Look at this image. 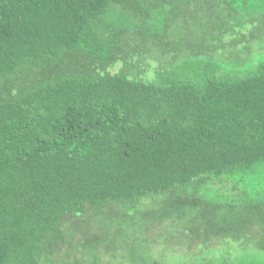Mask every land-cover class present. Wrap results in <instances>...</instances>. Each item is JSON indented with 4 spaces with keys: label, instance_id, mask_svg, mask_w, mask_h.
Returning a JSON list of instances; mask_svg holds the SVG:
<instances>
[{
    "label": "trees",
    "instance_id": "obj_1",
    "mask_svg": "<svg viewBox=\"0 0 264 264\" xmlns=\"http://www.w3.org/2000/svg\"><path fill=\"white\" fill-rule=\"evenodd\" d=\"M219 3L0 0V264H105L100 246L109 264H168L151 221L186 237L174 264H264V61L232 62L217 36L254 29L246 3L264 0ZM191 4L207 22L185 23L210 35L172 47ZM90 212L112 234L57 262L67 220Z\"/></svg>",
    "mask_w": 264,
    "mask_h": 264
},
{
    "label": "rangeland",
    "instance_id": "obj_2",
    "mask_svg": "<svg viewBox=\"0 0 264 264\" xmlns=\"http://www.w3.org/2000/svg\"><path fill=\"white\" fill-rule=\"evenodd\" d=\"M239 1H240V4L243 2V0H229L232 7L237 9L238 12H239ZM219 2L220 0H212V4L214 8L213 9L214 16H222V8L221 9L219 8V5H220ZM246 6H247L246 9L248 11V15H254L258 18V20H255L254 22L255 28L250 30L249 32H246L248 30L246 26H244L243 28H241L240 26H236L234 29L236 30V33L238 34L233 36V34H229L228 32L224 33L223 28L226 26L225 25L219 28V30H217V36L221 43L232 42V40L234 39L236 40L237 44L234 46L233 49L236 51H240L241 54L237 55V52L235 51V53H233L234 57L230 58L232 62L239 63L240 60H253V61L261 62V61H264V8L260 7L259 9H255L252 7V5H249L248 3H246ZM187 9H191L192 12L190 13L189 11H187V13H185L184 16H181L178 19H177V16L179 15V13L177 12V15L173 18V21L177 23L176 28L174 29L171 28L168 32V39H170L172 47L175 45V42H177L178 44L188 42V41L195 42L196 40H199L200 37H202L201 34H204V35L208 34V33H204L202 29H195L196 27H194V24L188 27V25L185 23V21H189L188 19L190 17L192 18V23L195 21L196 18L201 17L200 19L201 23L205 24V22H207V19L202 17V10L194 9L192 4L190 6L183 8L182 10L186 11ZM235 20H237L238 22L241 21V19L238 17L237 18L235 17ZM244 28H247V30ZM208 35H210V33ZM210 42H211V39H210ZM170 53L172 54V51ZM157 59H162V58L161 56L155 53V55H152V56L150 55L149 58L147 55L145 58V61L147 63L151 62L152 68H156L159 65L163 67L166 64L165 61L158 62L159 60ZM121 68L122 66L118 65L113 70L117 71V70H120ZM254 181L256 182V180ZM248 182H250V180H248ZM262 182H264V175L262 177ZM240 186H241V189L250 187L246 185V183L244 182L240 183ZM251 188H254L256 190V185ZM263 189H264V186H263ZM238 192H240V190ZM147 204L148 203H145L144 205H147ZM104 217H105L104 219L107 221L106 214L104 215ZM83 218L79 220L78 218L73 217L67 220V223H66V229L68 230L67 236L68 238H71L73 236V240L70 241V244L63 243L62 245L61 244L57 245L56 248H58L57 249L58 252H56L54 255V259H56L57 262L64 263V261L72 262L74 260L75 257L72 258V256L69 257V260H65L67 258L66 252H68V250L70 249L71 244L73 245V253L76 254L74 256L85 257L88 254L85 251L80 252L79 250L80 249L79 246L82 244V242L88 243L87 240H93V241H97L98 243V241L99 242L102 241V237L100 235H104V234L111 235L112 234V228L109 226V224H106L109 227H105L103 229L101 227L102 226L101 224L103 223L99 222L100 218H96V221L92 219V218H95L93 216V213L90 212L89 214L84 215ZM150 223L151 224L147 225L146 232H147L148 242L152 245V247L159 248L160 244L164 240L167 239L164 245L165 246L168 245V249L165 255L162 256L164 257L162 263L166 262L168 264H174L175 261L180 256L177 251H180V253L183 255L188 252L187 248H189V245L185 243L187 242L185 241L186 237L182 234L181 235L179 234L178 232L179 227H175V230L177 231L175 233H171L168 231V226L170 225V223L167 221L162 222V223L151 221ZM172 234H177V235H172ZM211 243L216 248L226 247L225 243H222L217 240ZM98 244L99 246L101 245L100 243ZM143 248L145 249V251L148 249V247H143ZM97 251L100 253L105 264H109V260H111L112 254L114 253L113 249L111 248L107 250L106 248L100 246L97 248ZM199 251H202V250L200 247H197V244L195 241V243L191 245V249L189 250V252L198 253ZM117 252L120 253L121 251L119 250ZM135 253L138 255H141L144 252H141V251L139 252L137 250ZM155 253L156 254L154 255L156 257L160 256V254H158L157 252ZM209 255H212V254L210 253ZM151 256L153 257V254H150V253L143 254L141 256V263L144 264L146 261V258L147 257L150 258ZM110 264H112V262Z\"/></svg>",
    "mask_w": 264,
    "mask_h": 264
}]
</instances>
